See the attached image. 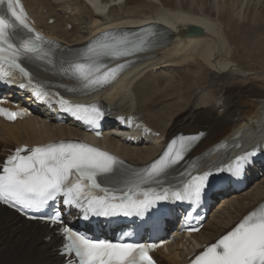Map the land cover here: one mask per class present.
Masks as SVG:
<instances>
[{
	"label": "bare ground",
	"instance_id": "bare-ground-1",
	"mask_svg": "<svg viewBox=\"0 0 264 264\" xmlns=\"http://www.w3.org/2000/svg\"><path fill=\"white\" fill-rule=\"evenodd\" d=\"M26 3L39 26L71 45L115 25L153 23L165 33L163 45L154 57L125 74L112 90L100 96L115 112L134 113L160 132L159 137L139 145L126 143L113 134L98 140L123 160L147 163L159 155L170 136L181 131H206L197 153L234 135L243 148L264 142V0ZM50 18H55L51 24ZM69 23L72 29H68ZM72 136L90 137L71 123L58 125L40 116L15 123L1 121L0 155L16 144L32 145ZM250 174L249 185L242 192L219 193L223 197H216L211 217L198 234L160 249V262L185 263L187 255L201 243L214 241L263 200L264 162L251 168ZM59 244L61 238L54 228L24 220L0 205V264L61 260L55 250Z\"/></svg>",
	"mask_w": 264,
	"mask_h": 264
},
{
	"label": "snow or ice",
	"instance_id": "snow-or-ice-1",
	"mask_svg": "<svg viewBox=\"0 0 264 264\" xmlns=\"http://www.w3.org/2000/svg\"><path fill=\"white\" fill-rule=\"evenodd\" d=\"M18 29H24L30 34L22 38L19 44L13 42ZM51 43L28 23L27 13L20 0H0V79L14 82L16 78L13 73L18 72L19 78L27 80V85L21 83V87L31 85L34 95L38 98L47 97L48 92L41 85L33 83V75L22 65L21 58L34 57L53 64L51 52L44 48L45 44ZM143 46L144 42L130 46L125 39L97 41L89 46L87 57L91 60L102 55L127 56L131 52L142 51ZM101 67L94 63L76 62L70 63L62 71L85 81L84 86L88 88L108 83L124 66L110 68L99 74ZM59 102L65 110L91 124H98L105 115L96 105H73L63 98ZM0 115L14 120L23 113L0 107ZM199 135L174 139L167 151L142 175H138L135 181L127 182L124 189L104 186L105 183L116 182L117 167L123 162L99 148L83 143L17 148L0 170V202L18 210L42 211L62 196L63 203L81 209L85 219L90 214L143 215L157 202L170 198L198 203L202 189L211 175L210 171L193 177L180 189L162 187L158 191L150 187L142 188L141 185L157 181L171 166L182 160L184 153L199 139ZM250 155L254 153L237 157V174L242 170L243 161ZM47 219L53 225L62 224V211L54 209ZM63 233L65 252L74 255L77 264H154L148 253L155 245L94 240L70 227H64ZM194 264H264V210L246 216L233 230L208 246L195 259Z\"/></svg>",
	"mask_w": 264,
	"mask_h": 264
},
{
	"label": "water",
	"instance_id": "water-1",
	"mask_svg": "<svg viewBox=\"0 0 264 264\" xmlns=\"http://www.w3.org/2000/svg\"><path fill=\"white\" fill-rule=\"evenodd\" d=\"M197 30H198V32H197V33H198V34H200V30H199V29H197ZM193 32H194V31H193Z\"/></svg>",
	"mask_w": 264,
	"mask_h": 264
},
{
	"label": "rangeland",
	"instance_id": "rangeland-1",
	"mask_svg": "<svg viewBox=\"0 0 264 264\" xmlns=\"http://www.w3.org/2000/svg\"><path fill=\"white\" fill-rule=\"evenodd\" d=\"M250 82V81H249ZM249 84V83H248ZM235 88H233V90H234ZM167 109V108H166ZM170 112V111H169ZM170 113H172V112H170Z\"/></svg>",
	"mask_w": 264,
	"mask_h": 264
}]
</instances>
